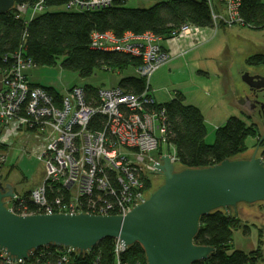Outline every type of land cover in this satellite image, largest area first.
<instances>
[{"label": "trees", "instance_id": "16d2710c", "mask_svg": "<svg viewBox=\"0 0 264 264\" xmlns=\"http://www.w3.org/2000/svg\"><path fill=\"white\" fill-rule=\"evenodd\" d=\"M37 1L16 0V5L25 4L32 10ZM69 1L45 0L44 9L34 16L28 12L21 16L16 8L0 14V77L13 74L21 62L29 66L26 70L60 65L63 70L77 73L82 79L90 78L97 70L121 72L136 68L142 59L132 54L94 48L92 44L95 34L112 32L121 38L126 32L135 35L152 33L162 39H170L173 38V32L183 24L199 28H212L214 25L207 0H163L146 8L129 7L126 5L128 0H115L111 6L99 10H68L66 6ZM239 12L245 26L264 27V4L261 0H242ZM259 55L264 62L261 56L264 54L258 53L248 57L247 62L251 57L259 59ZM146 84L145 78L124 76L118 87L127 94L139 95L145 90ZM45 89L57 104L62 101L57 90L52 87ZM84 89L86 101L98 104L99 88L84 85ZM158 107L165 111L166 143L174 147L181 169L205 168L227 158L238 159L239 155L249 149L246 142L249 137H258L259 142L263 135L261 127L255 122L232 116L216 129L214 143L208 144V131L202 111L195 105L187 104L182 93H177L172 100ZM21 112L26 116L24 110ZM104 123L105 117L97 115L89 127L100 129ZM3 147L0 143V148ZM260 149L259 155L264 159V140ZM145 183L151 194L152 179ZM47 196L52 204L56 197L64 201L69 197L68 192L60 190L56 185L47 190ZM22 203L23 208L17 212H40L39 207L29 200ZM83 206L89 208L86 203ZM229 211L220 209L201 218L194 242L212 246L215 252L208 259L193 264H258L262 261V240L260 248L250 253L231 250L233 231L240 225V218ZM116 242L114 238H105L88 252L48 245L33 251L27 260L18 264H115ZM64 256L67 261L62 260ZM121 260L125 264H147L140 243L127 247L121 254ZM0 264H10L1 251Z\"/></svg>", "mask_w": 264, "mask_h": 264}, {"label": "built area", "instance_id": "2783aa9c", "mask_svg": "<svg viewBox=\"0 0 264 264\" xmlns=\"http://www.w3.org/2000/svg\"><path fill=\"white\" fill-rule=\"evenodd\" d=\"M44 1L38 0L32 10L25 4H15L14 8L20 11L21 16L27 12L34 16L44 9ZM261 1L264 4V0ZM113 2L115 0H70L66 9L99 10ZM207 2L214 28L245 26L239 12L242 0ZM198 28L183 24L172 35L178 38ZM161 41V37L152 33L135 35L126 32L117 38L112 32H106L93 37L94 48L132 54L142 59L135 73L145 78L147 84L139 95L127 94L119 87L99 88V103L95 104L86 101L84 86L74 85L69 88V94L60 93L62 101L57 104L44 87H31L26 76L29 66L23 62L13 74L2 77L0 143L5 145L11 130L9 125L13 124L17 126L15 134L22 132L21 125L28 129L37 126L43 132L54 127L55 131L52 141L41 154H45L47 171L43 185L33 189L28 196L16 194L8 205L14 212L28 214L16 210L22 209V202L29 200L39 207L40 212L37 213L125 215L150 196L145 182L156 172L154 164L158 161L150 153L160 149L167 134L165 111L158 107L150 83L156 71L171 59V53ZM97 115L105 117V123L94 130L89 126ZM169 155L176 164V152ZM5 159V154L1 153L0 163ZM54 185L68 192L67 201L61 197H56L53 204L49 201L47 190ZM93 195L96 196L93 198ZM84 203L90 209H86ZM116 240L115 264H125L121 254L127 248ZM0 251L7 263H22L9 260L6 253ZM62 260L67 261V257H62Z\"/></svg>", "mask_w": 264, "mask_h": 264}, {"label": "water", "instance_id": "95a60500", "mask_svg": "<svg viewBox=\"0 0 264 264\" xmlns=\"http://www.w3.org/2000/svg\"><path fill=\"white\" fill-rule=\"evenodd\" d=\"M16 0H0V14L14 8ZM235 96L243 103L247 85L264 92V74L229 69ZM264 119V94L252 100ZM264 123V122H263ZM264 125V124H263ZM263 135L250 158L224 159L205 168H177L169 154L154 166L164 182L147 199L125 215L94 213L18 214L8 206L16 196L12 183L0 180V250L9 260L23 262L41 247L56 245L88 252L105 238L118 239L126 248L140 243L147 264H193L208 259L212 246L194 242L201 218L239 204L264 202V159L258 154ZM151 171V170H150Z\"/></svg>", "mask_w": 264, "mask_h": 264}, {"label": "rangeland", "instance_id": "374dc122", "mask_svg": "<svg viewBox=\"0 0 264 264\" xmlns=\"http://www.w3.org/2000/svg\"><path fill=\"white\" fill-rule=\"evenodd\" d=\"M161 1L163 0H128L126 5L129 7L146 8ZM207 30H210V34L212 35L208 41L211 45L206 48L209 50V54L207 56L203 54L205 49L202 50V54L204 55L203 57H206L203 62L208 67L213 68L210 71V81L206 84L209 87L211 86L210 90L214 91V93L217 92L214 89V84L217 82L214 67H218L219 63L222 62L225 65L223 72H227V66L232 67L231 63L235 64L237 69H240L242 66V69L253 73L257 67L261 68L264 65V62L260 60V55L258 56L259 59L251 57L249 62L246 61V57L253 56L257 51H261L257 52L258 54H264V27L254 28L234 25L233 27H219L216 31L211 27L207 28ZM261 56L264 57V55ZM30 72L36 74L34 77L43 85L56 86L61 92L64 91V94H69V89L67 88L71 85L74 86V84L79 86L92 85L94 87L111 88L116 86L122 77L133 73L130 68L121 72L118 70H97L90 78L82 79L73 72L63 71L60 65L32 68ZM227 74L228 76L230 75L228 72ZM226 76L224 77L223 74L222 80L224 82H226ZM1 82L2 77H0V84ZM225 96L223 102L228 98L226 94ZM233 110V114L228 113L230 111H228L225 102L223 104L219 103V106L207 107L205 109L208 131L206 142L208 144L214 143L216 128L224 125L232 115H238V117L241 116L243 118V115L238 110L235 108ZM243 119L245 120V118ZM15 127H17L16 124L9 125L11 130L6 136L7 142L3 149L0 148V154H5L6 158L5 161H1L0 163V173L6 174V176H3L6 179L8 177L15 180L21 179L19 183L23 185L24 191H29L32 188L36 189L42 186L44 183L47 174L46 157L45 154L43 156L41 154L52 141V138L55 136V131L53 130L54 127H50L47 129V132H43L38 130L37 126L28 129L21 125L22 132L15 134ZM261 129L263 131V128ZM246 142L249 149L239 155V158H250L253 156L258 144V137H249ZM160 148V150L153 151L150 155L159 159L160 153L167 154L174 150V147L166 142L162 143ZM261 150H259L258 154H260ZM176 167H181L178 162L176 163ZM151 179V188L153 191L164 182V177L162 175L158 176L156 173L151 174ZM229 213L235 216L237 215L240 218V225L233 231L231 250H241L250 253L260 248V240H262L261 244L263 246L262 248H264V202L256 203L253 206L242 204L237 208V212L231 209ZM262 262L260 264H264V257L262 258Z\"/></svg>", "mask_w": 264, "mask_h": 264}, {"label": "crops", "instance_id": "0c3cea01", "mask_svg": "<svg viewBox=\"0 0 264 264\" xmlns=\"http://www.w3.org/2000/svg\"><path fill=\"white\" fill-rule=\"evenodd\" d=\"M220 27L233 26L222 25ZM212 28L216 31L219 27ZM210 33V30H207V28H198L193 30V32L184 34L178 38L162 39L161 44L171 53V59L168 63L160 67L151 78V92L153 93L156 102L158 104L168 102L180 92L184 95L185 102L187 104L195 105L202 111L205 118V123L207 121L205 109H207V107L212 108L219 106V103L223 104L224 102L227 104L228 111H230L228 113L233 114L232 111H234L233 108H235L241 115H243V118H245L247 122H255L256 119L251 117L250 112L245 107V103L239 101L235 96V82L230 77L231 74L229 73L231 66H227V72L230 74L229 76L227 72H223L225 70V65H223L224 63L221 62L218 64V67H214V71L217 76V82L214 84V89H216L217 92L214 93V91H211V86L209 87V85L206 84L210 81V71L213 70L212 67H208V65L203 62V60L206 59V57L203 56H207V54H209V50L206 48L211 45V43H208L209 38L212 36ZM202 50H204V55L202 54ZM247 58L248 57H246V61ZM231 64L233 65V63ZM31 69L32 68L26 70V75L32 86L44 88L52 87L59 93L63 94L64 91L61 92L56 86L43 85L41 82H39L38 79L34 77L36 74H32L30 72ZM130 69L133 71V73H130L126 76H136L135 68ZM74 74L76 75L77 73ZM223 74L224 77L227 75L225 80L226 82L222 80ZM70 87L66 88L69 89ZM114 87H118V84ZM225 94L228 96V98L223 102V99L226 97ZM232 116L238 117V115ZM260 127L262 128V124H260ZM174 151L175 150H173V152ZM3 176H6V174L4 175L1 172L0 179L12 183L15 186V190L17 192H27L24 191L23 185L19 183L21 179L15 180L10 177L6 179ZM33 189L34 188L31 190Z\"/></svg>", "mask_w": 264, "mask_h": 264}, {"label": "flooded vegetation", "instance_id": "af4514ba", "mask_svg": "<svg viewBox=\"0 0 264 264\" xmlns=\"http://www.w3.org/2000/svg\"><path fill=\"white\" fill-rule=\"evenodd\" d=\"M254 66H256V65H254ZM251 74H264V68H263V65H262V67L260 68V67H257V69H255L254 70V73H251ZM257 94H259V98H260V100H262V95L264 94V92H260L259 93V91H254V90H251L250 89V87L247 85V88H246V91H245V94H244V96H246V102H245V107L247 108V110L250 112V115H251V117L253 118H255L256 119V121H255V123L256 124H258L259 126H260V124H262V126L264 127V119H263V117L262 116H259L260 114H259V110H260V108L259 107H256V109H253V107H252V100H254L255 98H256V95ZM251 118V119H252ZM252 120H254V119H252ZM158 176H160L161 174H159L157 171L155 172ZM163 176V175H162ZM3 183H7V181H5V180H1ZM10 183V182H9ZM14 186V185H13ZM14 189H15V186H14ZM32 190H29V191H27V192H17L16 190H15V193L16 194H18V195H22V196H24V195H27V194H29L30 192H31ZM10 199L8 200V205L10 204ZM259 203H262V202H259ZM242 204H244V203H241V204H239L238 205V207L240 206V205H242ZM256 204V203H255ZM246 205H248V204H246ZM254 205V204H253ZM253 205H250V206H253ZM237 207V208H238ZM237 208L236 209H234V208H230V209H228V211L229 210H231V209H234L235 210V212H237ZM260 263H263L262 261H260L258 264H260Z\"/></svg>", "mask_w": 264, "mask_h": 264}]
</instances>
